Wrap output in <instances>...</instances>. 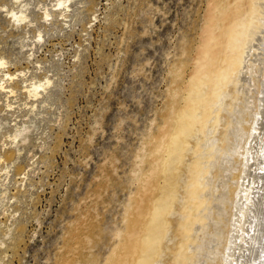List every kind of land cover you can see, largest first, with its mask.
Masks as SVG:
<instances>
[{
    "label": "rangeland",
    "instance_id": "obj_1",
    "mask_svg": "<svg viewBox=\"0 0 264 264\" xmlns=\"http://www.w3.org/2000/svg\"><path fill=\"white\" fill-rule=\"evenodd\" d=\"M255 1L257 19L264 20L258 7L264 0ZM211 2L76 0L60 13L57 0H0V61L6 63L0 82L5 74L18 77L15 93L0 91L3 264H108L129 244L142 205L149 211L144 243L168 187L176 201L161 211L162 264H174L184 247L190 264H221L211 251L221 253L234 228L236 209L227 200L237 201L247 157L248 140L239 142L237 130L255 132L264 78L263 65L249 59V80L240 81V44L223 51L230 76L199 66L212 64V54L202 53L220 33L209 31ZM13 10L23 11L26 22L16 23ZM45 78L52 85L30 98L25 86ZM193 82L201 98L193 95L201 93ZM189 108L200 116L183 120L189 133L178 135ZM176 135L183 150L172 185L165 165ZM225 177L231 186L224 189Z\"/></svg>",
    "mask_w": 264,
    "mask_h": 264
},
{
    "label": "bare ground",
    "instance_id": "obj_2",
    "mask_svg": "<svg viewBox=\"0 0 264 264\" xmlns=\"http://www.w3.org/2000/svg\"><path fill=\"white\" fill-rule=\"evenodd\" d=\"M75 1L76 0H57V4L55 5V7H57L56 10L59 11L60 13H64V12L66 13V11H68L70 8L71 3ZM254 1L255 0H247L246 2H242V0H212L210 12H209V22H208L210 23L211 26L209 31H212V28L215 27L216 30L219 31L220 33L218 34L217 38L214 39V41L207 40V44L205 46L206 52L202 53L203 58L204 57L210 58L207 55V52L212 54L213 57V59L211 58V60H213L211 62L212 64L206 63L207 60L206 61L202 60L204 64L199 65L203 69L205 67L206 69H210L209 71L207 70L208 72H210V75H213L214 73L217 72L218 74L217 77L220 78L223 75L230 76L229 72L232 71V69L229 67L230 61H228V64H225L224 61H221L223 58V51L225 48L227 49L228 46L232 47L234 44H240L242 46V47L240 46V50H243L245 55V57L243 55L242 58L245 59V61L243 62V60H240L239 64L237 65L238 67H236L239 68V66H241L240 71L242 73V77L240 81L247 82V80H249L246 79V72H244V70L246 69L244 64L245 62L247 63L249 59H254L256 64L259 63L261 66L263 65L262 73L264 78V54H257V52H254L256 50L257 51L263 50L264 52L263 49L264 20L257 19L258 15H256V12L259 11L258 8L257 11L256 8H254V4L256 2ZM261 6L264 9L263 1L258 3V7ZM10 14H11V18H13V20L18 24L26 22L28 18L23 11L16 12L13 10L10 12ZM46 16L49 18V16L51 15L49 13H46ZM250 20H252L253 22L250 23L249 22ZM254 21L255 22L258 21L259 25L252 26ZM38 39L39 41L42 40L41 34L38 36ZM251 52H254L256 54L254 53L251 54ZM5 64L6 63L3 60L0 61V67L4 66ZM214 65H216L217 67L214 68L213 67ZM225 66H227V69L223 70ZM1 81L2 82H0V91L2 92L15 93L16 88L18 89L17 87L18 83H15V81H18L17 76L14 77L13 75L5 74V77L1 79ZM8 81L11 82V85L5 86V84H7ZM260 83H262L260 89L261 97L259 99L260 104L258 103L260 108V113H259V117L256 120L254 119L255 132L251 133L250 131H248V133L245 134V132H243L242 129H239V131L237 130L236 136L239 142L244 138L248 140L246 145L247 147L245 149L247 157L244 163L245 168L241 172L242 175L238 178L239 181L236 185L238 188V192L237 193L235 192V194H233L236 195L237 201H233L234 198L228 199L227 197L228 199L227 203L231 204V202H233L236 209L235 214L233 216L234 218L232 217L233 221L231 220L232 226L234 228L232 227L233 230L231 232H227L225 238L223 239L224 240L223 251L221 253L220 252L218 253L214 250L211 251V256L214 257L213 259L215 260L216 258V260H219V263L221 264H264V80L262 82L260 81ZM51 85L52 82L48 78H45L44 81H40V82H31L29 83V85L25 86V88H27L26 93H28L30 98L37 100L40 98L41 93L46 92ZM192 86H195L201 92L202 88L198 87V85H194V82ZM214 92L216 91L212 90V94ZM193 95L201 98L203 96V93L202 92L200 94L193 93ZM215 97L217 98V96ZM192 103L194 102L191 101V104ZM195 106H197V104ZM9 107L10 105H8V108ZM206 111L210 117L211 111L210 110H206ZM198 116L200 115L196 113L192 108H189V111L186 112L183 111L179 120L180 128H178V135L180 134L181 131L182 132L180 135H187L189 133L188 125L186 124L184 125L183 120H187L191 118V123H192L196 118H198ZM191 123L188 124L191 125ZM0 127H1V120H0ZM226 129L228 134H231L230 124L227 126ZM244 130H246L245 127ZM178 135H176L172 140V143L170 145L171 152L169 153V158L165 165L166 168L165 171L167 176L169 175L170 179L172 178V181H170L172 185L173 182L179 179L177 176L174 175V172L176 171L175 169L176 166L181 162V154H182L181 152L183 150V142L181 137ZM198 158H200V156H198ZM156 160L158 159H155V162ZM224 161L226 162L227 160ZM230 162H232V160H230ZM151 174H155V172ZM199 177L200 176L198 175V178ZM224 179L226 181H224ZM224 179L223 182L220 184L222 185V187L224 186L225 189L228 186L227 184L229 183L230 176L229 179L227 177H225ZM229 185L231 186L230 183ZM194 187L196 186L191 184V182H189L188 188L192 189ZM162 191H163V196L159 198V200L156 203V209L154 211V216H153L154 218H152L153 220L149 224L150 228L148 230V233L146 232L147 235L146 237H144L145 238L144 243H142L141 241V237L143 236V235L141 236L142 226L145 223V220L147 221L149 211L147 210V207L142 205L139 211H137L138 213L133 209L134 212L137 213V216L135 217V220L131 225V232H130L131 236H130L129 244L126 245L119 252V254L113 255L108 264H162L161 255H160L161 254L160 245L164 240V239L161 240V238L164 237V235L166 234V226H165L166 224L163 220V216L167 212L166 209H168L169 207L171 208L172 203L176 201V199L174 198L175 191L170 190L169 187L167 189H162ZM188 195H194V194L191 193ZM0 198H1V194H0ZM219 198L220 197H216V201H218ZM190 200H188V202H191ZM183 206L186 207L187 205L184 204ZM215 208L216 209L219 208L217 207V204L215 205ZM161 211L162 212L165 211V213L162 214L163 216L161 215ZM192 225L194 226V223ZM146 227L147 226L145 225L144 228ZM12 235H13V230L11 228H8L5 237L10 239ZM124 242L127 243V240H124ZM5 247L6 245L1 242L0 249L3 250ZM184 249L185 247L183 248V252H182L183 254L180 253L179 255L176 256V261H174V264H187L188 261L190 260L186 257L184 253L185 252ZM5 257L0 258V264H3V260L5 259ZM207 257H208V261H211L212 257L210 256ZM192 264H194V262H192Z\"/></svg>",
    "mask_w": 264,
    "mask_h": 264
}]
</instances>
